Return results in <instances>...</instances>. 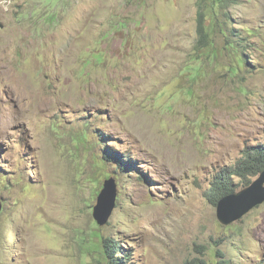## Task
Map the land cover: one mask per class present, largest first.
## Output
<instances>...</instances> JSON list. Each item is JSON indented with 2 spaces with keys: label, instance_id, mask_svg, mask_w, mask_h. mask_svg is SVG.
<instances>
[{
  "label": "rangeland",
  "instance_id": "374dc122",
  "mask_svg": "<svg viewBox=\"0 0 264 264\" xmlns=\"http://www.w3.org/2000/svg\"><path fill=\"white\" fill-rule=\"evenodd\" d=\"M256 146L264 0H0V264H264L209 193Z\"/></svg>",
  "mask_w": 264,
  "mask_h": 264
},
{
  "label": "water",
  "instance_id": "95a60500",
  "mask_svg": "<svg viewBox=\"0 0 264 264\" xmlns=\"http://www.w3.org/2000/svg\"><path fill=\"white\" fill-rule=\"evenodd\" d=\"M259 178L252 182L248 188L239 193L229 195L221 199L217 207L218 220L223 225H228L245 215L253 207L264 202V170L259 174ZM116 201V186L112 181H106L105 186L98 198L95 207L94 217L100 226H104L112 215ZM243 203L244 208L237 209ZM2 203L0 202V210Z\"/></svg>",
  "mask_w": 264,
  "mask_h": 264
},
{
  "label": "trees",
  "instance_id": "16d2710c",
  "mask_svg": "<svg viewBox=\"0 0 264 264\" xmlns=\"http://www.w3.org/2000/svg\"><path fill=\"white\" fill-rule=\"evenodd\" d=\"M220 1L223 3L229 0H220ZM199 30L202 31V28L200 27ZM122 161L125 162L124 160ZM118 165L122 169L124 164L119 161ZM124 167L126 166L124 165ZM263 170H264V146L246 148V150L244 151V157L237 164L232 174L223 171L217 175L216 181L211 188L213 192H209L213 197L214 203L217 204L224 197L236 193L239 187L242 186L247 187L248 185H250L254 180V178H256ZM233 176L239 179L238 183L235 182ZM104 248H105V253L109 255L117 254L115 256H111V260L113 264H125V262H122L120 260V258L122 259V257H120L122 255V248L120 247L118 248V244H116L115 242H110L108 240L104 242ZM125 255L124 257L126 261H128L131 254H125ZM183 264H203V262L197 263L194 260V261H187Z\"/></svg>",
  "mask_w": 264,
  "mask_h": 264
},
{
  "label": "clouds",
  "instance_id": "9594fccd",
  "mask_svg": "<svg viewBox=\"0 0 264 264\" xmlns=\"http://www.w3.org/2000/svg\"><path fill=\"white\" fill-rule=\"evenodd\" d=\"M245 150H246V148H245ZM245 150H244V151H245ZM234 194H235V193H234ZM231 195H232V194H231ZM228 196H229V195H228ZM226 197H227V196H226ZM224 198H225V197H224ZM115 204H116V201H115Z\"/></svg>",
  "mask_w": 264,
  "mask_h": 264
}]
</instances>
